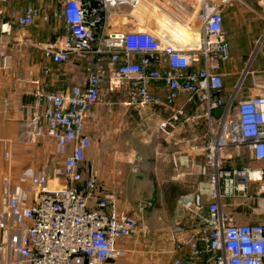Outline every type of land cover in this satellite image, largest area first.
Wrapping results in <instances>:
<instances>
[{
    "label": "built area",
    "instance_id": "2783aa9c",
    "mask_svg": "<svg viewBox=\"0 0 264 264\" xmlns=\"http://www.w3.org/2000/svg\"><path fill=\"white\" fill-rule=\"evenodd\" d=\"M54 1L60 35L37 45L46 61L42 74L50 75V64L87 62L80 81L66 90L37 85L19 122V139L34 144L46 138L69 149L64 182L50 188L46 172L35 175L36 197L29 205L7 193L6 205L0 206V264H105L120 257L117 243L137 231L136 218L118 211L114 196L100 195L93 177L83 176L91 146L86 115L104 85L123 91L131 106L168 108L158 129L164 141L190 118L205 119V140L190 146L203 157L199 174L205 181L176 200L169 242L173 252L184 256L168 264H264V223H237L222 209L224 200L264 194V88L237 99L246 68L229 98L220 96L224 65L231 60L223 27L230 0H196L197 27H187L197 34L196 44L148 29L140 6L161 7L159 0ZM9 2L0 0V15ZM257 2L264 15V0ZM9 18L0 25V51L6 44L2 37L14 28L19 41L26 42L28 27L49 21L32 2L11 11ZM180 97L184 103L176 105ZM187 105L202 107V114L187 116ZM229 149L247 150L258 165L224 168L220 161Z\"/></svg>",
    "mask_w": 264,
    "mask_h": 264
},
{
    "label": "crops",
    "instance_id": "0c3cea01",
    "mask_svg": "<svg viewBox=\"0 0 264 264\" xmlns=\"http://www.w3.org/2000/svg\"><path fill=\"white\" fill-rule=\"evenodd\" d=\"M28 2L40 6L42 13L49 17V21H38L25 30L23 38L26 37V41L32 46L30 49L18 46L21 42L16 28L10 35L2 37L6 41L0 51V206L2 207L7 203V193H13L22 205L31 204L36 197V190L31 180L42 171L47 173L50 188L58 187L64 182L63 160L69 149L60 148L46 138H41L34 144L21 141L19 122L24 115V108L31 103L33 92L38 84H45L50 90H66L79 82L83 76L82 62L76 60L61 65L50 64L51 72L47 77L41 72V65L46 61L37 47L40 43H35L40 35L50 30V27L54 31L55 39L60 35V28L53 21V15L57 10L56 1L43 4L39 0H10L1 9L0 25L11 21L9 13L22 10ZM172 4L179 6L177 1ZM234 5L235 1L231 0L224 14L230 6L234 7ZM147 7L149 8L147 5L140 6L139 13L143 14L147 20L153 19L158 28L153 30L148 27V29L162 37L170 35L174 40L185 42L191 39L189 41L193 44L198 42L197 34L180 23L181 20L177 16L175 20L164 12L156 10L155 15L150 17L146 13ZM229 12L232 14L234 23L228 28V33L225 20H223V27L232 53L236 43L239 42L235 32L242 28V21L239 18L241 9L232 8ZM8 38H12V41H8ZM178 46H182V43ZM258 51L259 58L251 62L252 70L249 73L252 79L249 87H244L243 81L238 97L256 95L263 91L264 39ZM223 72L225 76L229 74L225 69ZM237 83L229 92L228 98ZM223 95L225 91L220 93L222 98ZM183 103L184 97H180L176 105ZM169 112L170 110L166 107L131 106L123 91L112 92L105 85L101 89L97 103L87 112L86 128L91 138V146L85 155V161L87 157L89 158V167L84 169L83 176L93 177L100 195H113L117 210L128 213L137 220V231L129 238L117 243V249L121 252L120 257L111 259L105 264H150L153 260L152 256L149 262L138 255L141 250L140 241L145 237V234H140L143 229L160 233L158 236L160 244L157 246L160 247L163 240L167 243L170 261L174 257L184 256L183 253L172 251V245L169 242L170 223L174 216L177 198L184 190L191 187L192 183L199 184L205 181V178L199 174L203 157L199 152L190 149L191 145L201 143L199 138L203 135L199 132L202 133L203 129L199 130L200 127H205V119L194 122L190 118L186 126H178L170 139L163 142L159 139L158 129L159 124ZM186 112L192 117L194 114H202L203 109L200 106L187 105ZM175 142L177 144H174ZM240 152L248 161L245 166L234 164ZM6 154H8L7 158ZM173 160L176 165H173ZM220 163L224 168L258 165L251 159L247 150L226 151ZM171 182H174V193L170 194L172 207L166 209L163 202L166 192L159 189L160 193H157V187L161 188L163 183ZM257 196L258 194L252 193L248 198ZM154 200L159 201L160 206L152 209L151 202ZM226 203L227 200L222 202L223 211L232 214L228 211ZM235 220L237 223H245L248 219L243 217L242 220H238L235 217Z\"/></svg>",
    "mask_w": 264,
    "mask_h": 264
},
{
    "label": "rangeland",
    "instance_id": "374dc122",
    "mask_svg": "<svg viewBox=\"0 0 264 264\" xmlns=\"http://www.w3.org/2000/svg\"><path fill=\"white\" fill-rule=\"evenodd\" d=\"M177 1L179 3V6L173 5L172 3ZM231 1V0H230ZM235 5L234 7L230 6L229 10L232 8H240L241 12H239L240 21H242V28L239 31H236V37H239V42L236 43L235 48L233 49V52L231 53V60L227 62L224 65V69L229 73L227 76L224 77V91L225 95H223L224 99H227L229 92L233 89V86L237 83L239 80L240 74L247 68L249 72L252 70L251 62L255 61L259 58L260 52L258 49L260 48V45L264 39V17H262V11L261 7L258 4L257 0H234ZM158 5H161V7L158 6H149L147 7L146 13L149 14L150 17H153L155 15V11L160 10L161 12H164L171 18L173 17L175 20L180 19V23L185 25L186 27H189L190 29H195L197 27V22L195 21V13L198 8V4L196 0H159ZM227 10L225 12V28L228 33V28L232 26L234 23V19L232 18L231 12ZM131 12V10H128V14ZM159 12V11H158ZM171 14V15H170ZM143 23H145L146 26L152 28L153 30H157V25L155 24V21L153 19H146L142 14ZM51 24V23H50ZM234 26V25H233ZM54 31L52 30V27H50V30L45 33L44 35H40L36 40V43H44V42H52L55 40L54 38ZM26 38V37H25ZM235 38V39H237ZM12 38H8V41H12ZM32 39V38H31ZM5 40V39H4ZM191 40V39H188ZM187 40V41H188ZM12 44V43H11ZM11 44H7L8 46ZM18 46H21L23 49H30L32 46L29 42L22 41L18 44ZM255 56V57H254ZM250 59V60H249ZM254 59V60H253ZM249 60V62H248ZM82 70L84 71L83 67L86 64V60L81 61ZM248 62V63H247ZM252 62V63H253ZM251 65V66H250ZM251 67V68H250ZM254 67V66H253ZM82 71V72H83ZM252 75L249 73L247 74L244 79V87H249V84L251 82ZM245 97H237V99H243ZM219 111L213 112L212 116L213 118L218 117ZM187 116H190L187 113ZM187 124L185 123L184 126ZM203 129V130H202ZM202 130V133L200 135H203L202 138H199V142L204 141L205 137V127H200V130ZM206 138V137H205ZM161 141L164 142L163 138H159ZM198 141V140H197ZM231 149L228 150L230 152ZM236 166H245L248 164L247 159L243 155L242 152L239 153V156L237 157V161L234 163ZM84 168L88 169L89 167V158L87 157ZM171 183H163V186L157 187V193H160L159 189L164 190L166 192L165 199H163L164 207L166 209H171V201L172 197L170 194L174 193L173 191V184ZM191 187L184 190L183 193L193 191L198 186L197 183H192L190 185ZM166 200V201H164ZM175 202V199H174ZM160 202L157 200H154L151 202V208H157L160 205ZM227 209L229 212H231L238 220H242L243 217H246L248 220L245 223H264V195L260 194L257 197L253 198H240L237 200H227ZM128 214V213H127ZM140 234H145V237L140 241L141 243V250L138 255L144 258V260H148L149 262L150 257H153L152 262L150 264H168L170 262L169 260V246L166 245L167 243L164 242L158 247L157 245L160 244L158 236L160 235L159 232H154L151 230L143 229ZM158 249L156 250V248Z\"/></svg>",
    "mask_w": 264,
    "mask_h": 264
}]
</instances>
